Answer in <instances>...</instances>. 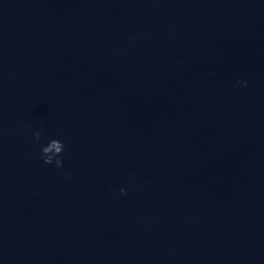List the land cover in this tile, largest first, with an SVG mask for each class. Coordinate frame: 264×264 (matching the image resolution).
<instances>
[{"label":"water","instance_id":"obj_1","mask_svg":"<svg viewBox=\"0 0 264 264\" xmlns=\"http://www.w3.org/2000/svg\"><path fill=\"white\" fill-rule=\"evenodd\" d=\"M35 132L0 121V264H264V199Z\"/></svg>","mask_w":264,"mask_h":264},{"label":"clouds","instance_id":"obj_2","mask_svg":"<svg viewBox=\"0 0 264 264\" xmlns=\"http://www.w3.org/2000/svg\"><path fill=\"white\" fill-rule=\"evenodd\" d=\"M240 83V82H238ZM37 142L41 139L39 131L34 133ZM65 145L61 140L51 139L46 145L41 146V159L47 165L55 163L56 168L63 167L62 153L64 152ZM121 194H125V189H120Z\"/></svg>","mask_w":264,"mask_h":264}]
</instances>
